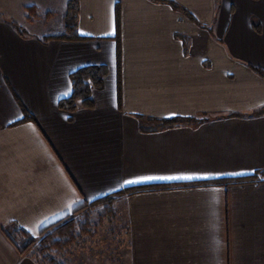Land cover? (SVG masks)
I'll return each mask as SVG.
<instances>
[{
    "label": "crops",
    "instance_id": "crops-1",
    "mask_svg": "<svg viewBox=\"0 0 264 264\" xmlns=\"http://www.w3.org/2000/svg\"><path fill=\"white\" fill-rule=\"evenodd\" d=\"M77 2L72 40L0 7V264H36L12 227L36 237L135 188L128 264H264V0ZM101 65L94 107L60 109L69 75Z\"/></svg>",
    "mask_w": 264,
    "mask_h": 264
},
{
    "label": "trees",
    "instance_id": "trees-1",
    "mask_svg": "<svg viewBox=\"0 0 264 264\" xmlns=\"http://www.w3.org/2000/svg\"><path fill=\"white\" fill-rule=\"evenodd\" d=\"M78 13L77 0H68L66 10L63 14L62 29L56 33H49L44 40H72L77 39L76 19ZM51 16V14H50ZM27 20H31L27 17ZM19 31V27L14 25ZM257 28V26H256ZM261 77L264 78V70L254 69ZM107 74V67L101 66H84L74 72L70 77L71 94L58 102V107L68 112H74L77 104L82 108H93L94 103L91 99L93 90H99L103 86L104 77ZM258 114H264L262 107ZM239 116V115H231ZM30 119V117H28ZM195 119L173 118L161 121L163 127H174L192 123ZM256 176L250 178L253 179ZM247 179H239L234 183H241ZM249 180V179H248ZM228 184V182L219 183ZM164 186L143 187L145 191L164 189ZM139 192V189H127L113 195H108L96 199L90 203L75 210L72 214L59 219L58 221L45 227L36 237H33L25 229L12 227L11 235L20 245L19 253L28 256L36 264H68L69 254L73 251V245L79 241L85 240L95 235V224L93 222V211L101 209L99 219H109L113 216L112 208L116 200ZM119 264V263H118Z\"/></svg>",
    "mask_w": 264,
    "mask_h": 264
},
{
    "label": "rangeland",
    "instance_id": "rangeland-1",
    "mask_svg": "<svg viewBox=\"0 0 264 264\" xmlns=\"http://www.w3.org/2000/svg\"><path fill=\"white\" fill-rule=\"evenodd\" d=\"M9 0L1 8L12 14L17 21H24L31 28L29 32L37 35L55 33L63 26L62 17L68 0ZM51 14V16H50ZM29 17L31 20H27ZM25 18V20H24ZM78 106V104H77ZM113 216L99 219L101 209L93 211L95 235L73 245L68 264H128L125 207L116 200L112 208Z\"/></svg>",
    "mask_w": 264,
    "mask_h": 264
},
{
    "label": "snow or ice",
    "instance_id": "snow-or-ice-1",
    "mask_svg": "<svg viewBox=\"0 0 264 264\" xmlns=\"http://www.w3.org/2000/svg\"><path fill=\"white\" fill-rule=\"evenodd\" d=\"M68 93H64V95H67ZM197 177L194 176H182V177H145L143 179L145 180H151V179H196ZM134 182H139V181H127V183H134ZM71 208V206H69Z\"/></svg>",
    "mask_w": 264,
    "mask_h": 264
}]
</instances>
